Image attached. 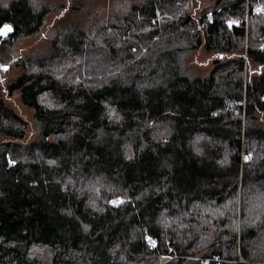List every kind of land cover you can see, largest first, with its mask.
<instances>
[{
  "label": "trees",
  "instance_id": "trees-1",
  "mask_svg": "<svg viewBox=\"0 0 264 264\" xmlns=\"http://www.w3.org/2000/svg\"><path fill=\"white\" fill-rule=\"evenodd\" d=\"M68 2L0 0V264H264V0Z\"/></svg>",
  "mask_w": 264,
  "mask_h": 264
},
{
  "label": "rangeland",
  "instance_id": "rangeland-1",
  "mask_svg": "<svg viewBox=\"0 0 264 264\" xmlns=\"http://www.w3.org/2000/svg\"><path fill=\"white\" fill-rule=\"evenodd\" d=\"M216 1L217 0H195V3H193L188 9L193 21L199 19L202 15H205L209 11H211ZM136 2H139V0H69L67 4V21H76L77 23L81 24L83 18L85 19L89 11L94 12L98 7L105 8L107 12H111V10L114 11L115 4L120 3L118 6H121L122 8L124 6L127 7V4ZM79 6L81 7L80 9H78ZM25 43L26 47L23 46L21 49L23 50V54L27 53L31 48L42 46L45 41L42 37H39ZM213 60H215L213 54L205 55L202 51L196 53L192 58V62L200 67V71L203 76L209 72ZM8 69V67L0 68V83L4 91L5 103L18 117L29 124V129L26 130L27 137H25L26 139L24 141V144L36 142L38 137L34 134L33 129L30 126L31 119L33 117V111L22 105L18 93L7 96V82L14 79L19 74L18 70L9 71Z\"/></svg>",
  "mask_w": 264,
  "mask_h": 264
},
{
  "label": "water",
  "instance_id": "water-1",
  "mask_svg": "<svg viewBox=\"0 0 264 264\" xmlns=\"http://www.w3.org/2000/svg\"><path fill=\"white\" fill-rule=\"evenodd\" d=\"M13 28L9 24H4L0 27V37H8L12 34Z\"/></svg>",
  "mask_w": 264,
  "mask_h": 264
},
{
  "label": "built area",
  "instance_id": "built-area-1",
  "mask_svg": "<svg viewBox=\"0 0 264 264\" xmlns=\"http://www.w3.org/2000/svg\"><path fill=\"white\" fill-rule=\"evenodd\" d=\"M254 11L255 13L260 14V15L264 14V8L262 7H256Z\"/></svg>",
  "mask_w": 264,
  "mask_h": 264
}]
</instances>
